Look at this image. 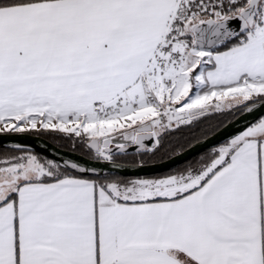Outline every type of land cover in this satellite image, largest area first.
Segmentation results:
<instances>
[{
  "label": "snow or ice",
  "instance_id": "6c2138e0",
  "mask_svg": "<svg viewBox=\"0 0 264 264\" xmlns=\"http://www.w3.org/2000/svg\"><path fill=\"white\" fill-rule=\"evenodd\" d=\"M22 133L104 166L13 145L0 264H264V0H0V134Z\"/></svg>",
  "mask_w": 264,
  "mask_h": 264
},
{
  "label": "water",
  "instance_id": "95a60500",
  "mask_svg": "<svg viewBox=\"0 0 264 264\" xmlns=\"http://www.w3.org/2000/svg\"><path fill=\"white\" fill-rule=\"evenodd\" d=\"M254 119L251 115H244V114H238L234 119L229 121L227 133L217 135L215 137V140L221 141L224 139V136L227 134H234L237 131H240L243 129L244 126H246L250 121ZM20 144L23 145L30 150H32L35 153H38L46 158H52L57 160H64V159H75L81 162H87L88 166H97V167H103V162H96L93 159H90L88 157H85L81 154H78L73 151H69L66 149H62L47 139L38 136L33 135L30 133H22V134H0V148H6V149H13V145ZM203 151V148H198L196 151L190 152L189 157L192 155H196L197 152ZM183 160H177L170 164H149L146 166L144 171L140 174H154L158 172L165 171L168 167L174 166V164L182 163ZM120 163V162H119ZM124 166V169L120 171L121 175H133L135 174L133 169V164H126V163H120ZM109 170H111L109 168Z\"/></svg>",
  "mask_w": 264,
  "mask_h": 264
},
{
  "label": "trees",
  "instance_id": "16d2710c",
  "mask_svg": "<svg viewBox=\"0 0 264 264\" xmlns=\"http://www.w3.org/2000/svg\"><path fill=\"white\" fill-rule=\"evenodd\" d=\"M238 115V114H237ZM236 117V116H235ZM235 117H229L227 120H225V123H228L229 121H231L232 119H234ZM219 119H224L223 117H219V118H214L211 121H203L198 127L197 129H195V131H199V128H204L207 127L209 125V123L215 124L218 122ZM33 135H38L41 136L45 139H47L48 141H50L51 143H53L54 145L62 148V149H66L69 151H73L76 152L78 154H81L85 157H88L90 159H93L92 156L89 154L87 146L83 145L79 142L73 144L72 140L66 139L64 137L61 136H53V135H44V134H37V133H30ZM190 130L185 129L184 133H182L183 136H190ZM173 140L172 137H167L165 142L168 143L169 141ZM35 153V152H34ZM15 154L14 153V149H6V148H0V160H3L6 156L8 155H12ZM39 156H42L38 153H35ZM44 157V156H42ZM118 162L120 163H126V164H134L136 157L134 155H129L127 157H117Z\"/></svg>",
  "mask_w": 264,
  "mask_h": 264
}]
</instances>
